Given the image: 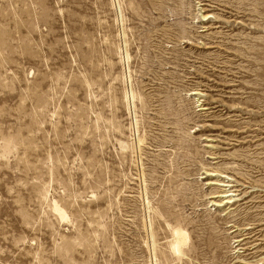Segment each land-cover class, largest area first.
I'll list each match as a JSON object with an SVG mask.
<instances>
[{
    "label": "rangeland",
    "instance_id": "rangeland-1",
    "mask_svg": "<svg viewBox=\"0 0 264 264\" xmlns=\"http://www.w3.org/2000/svg\"><path fill=\"white\" fill-rule=\"evenodd\" d=\"M0 264H264V0H0Z\"/></svg>",
    "mask_w": 264,
    "mask_h": 264
},
{
    "label": "bare ground",
    "instance_id": "bare-ground-1",
    "mask_svg": "<svg viewBox=\"0 0 264 264\" xmlns=\"http://www.w3.org/2000/svg\"><path fill=\"white\" fill-rule=\"evenodd\" d=\"M204 18H208V16H205ZM191 96H200V93L199 92H197V90H193L192 92H191ZM202 98V97H201ZM134 99V98H133ZM197 103H200V100L197 102ZM209 106V107H208ZM212 106V105H211ZM200 107V111H204V110H212L211 108H210V105H207V104H205V105H201V106H199ZM140 133H141V131H140ZM143 134V133H142ZM146 134V133H145ZM136 135V134H135ZM143 136V135H142ZM140 134L138 135V137H137V143H138V145H139V150H141V146L142 145H144V138L142 137ZM147 136V135H146ZM147 139V138H146ZM136 142V141H135ZM134 143V142H133ZM136 146H137V144H136ZM145 146V145H144ZM137 148V149H138ZM144 151V150H143ZM140 151H138V153H139ZM142 154H144L143 152H142ZM138 155V154H137ZM144 156V155H143ZM141 159H142V157H141ZM144 160H146V158L144 159ZM144 162V161H143ZM143 167V166H142ZM137 170V169H136ZM140 170H141V168H140ZM139 170V171H140ZM143 171V170H142ZM141 172V171H140ZM147 172V171H146ZM209 175L208 176H212L211 175V173H208ZM146 174H143V176H145ZM147 176V175H146ZM220 177V176H219ZM229 177H231V176H229ZM235 177V176H234ZM146 178V177H145ZM222 179H224V180H226V181H221V182H223L224 183V187H229L231 190L233 189V191H225V192H222L223 194H222V196H220L222 199H221V201H219L218 203L216 202V201H214L213 202V204H215L214 206L215 207H218V208H220L221 207V203H224V202H226V204L227 205H230V204H234V202H233V198H235V196H237V195H235V194H237V192H239V190L236 188L237 186H235V185H233V183H232V179L233 178H228V180H230V181H228L227 180V177H221ZM142 179V178H141ZM148 181V180H147ZM146 190V189H145ZM146 192V191H145ZM232 193V195H229V194H231ZM146 195V194H145ZM233 195H235L234 197H233ZM240 195V194H239ZM220 197H215V198H212V199H216V198H220ZM147 199V198H146ZM220 203V205L218 206V204ZM56 211L57 212H59V209L56 207ZM176 223V222H175ZM174 225V224H173ZM235 225H236V223H235ZM176 227H170V239H169V244H167V245H169V247L168 248H170V251H171V253L173 254V255H175L177 258H178V260H180V259H182V258H184V257H186L188 254L187 253H189V252H191V251H187V248L189 247V245H190V242H191V235L189 234V231H188V228H187V226H185V225H182V224H176L175 225ZM234 227V226H233ZM240 226H235L234 227V229L235 228H239ZM234 231V230H233ZM237 231H239L238 229H236V231H234V232H232L231 234H234V233H236ZM245 231H247V232H249L250 230H248V229H246ZM247 232H245V233H247ZM168 233V232H167ZM251 234V233H250ZM168 235H169V233H168ZM244 236H247V235H242L241 237H244ZM167 239V241H168V238H166ZM209 240V239H208ZM247 239H238V241H237V243H238V245L235 247V250H236V248H240L239 250H246V251H248L247 249H244L245 247L244 246H246V245H243V243L246 241ZM156 243V242H155ZM166 245V244H165ZM156 246V245H155ZM188 249H190L191 250V248L189 247ZM170 253V254H171ZM190 254V253H189ZM174 256V257H175ZM180 261H182V260H180Z\"/></svg>",
    "mask_w": 264,
    "mask_h": 264
}]
</instances>
